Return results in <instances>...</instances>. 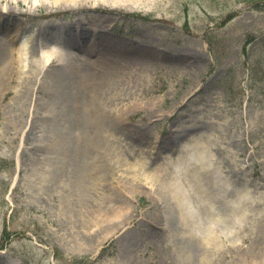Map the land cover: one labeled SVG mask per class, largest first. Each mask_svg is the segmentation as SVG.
<instances>
[{
	"label": "rangeland",
	"instance_id": "rangeland-1",
	"mask_svg": "<svg viewBox=\"0 0 264 264\" xmlns=\"http://www.w3.org/2000/svg\"><path fill=\"white\" fill-rule=\"evenodd\" d=\"M111 1L0 0V59L20 33L31 55L56 42L88 56L40 70L26 57L0 91V264H264V9ZM158 155L187 191V222L168 190L151 200L136 182L131 163L151 170Z\"/></svg>",
	"mask_w": 264,
	"mask_h": 264
},
{
	"label": "bare ground",
	"instance_id": "bare-ground-1",
	"mask_svg": "<svg viewBox=\"0 0 264 264\" xmlns=\"http://www.w3.org/2000/svg\"><path fill=\"white\" fill-rule=\"evenodd\" d=\"M48 1H50V3L53 4L52 7H54V9L63 10L66 8H71L87 0H48ZM90 1L94 3L101 2V4L103 5L105 3L112 2L111 0H90ZM107 5L111 6V4H107ZM31 40H32V35H23V34L21 35L20 33V35L17 36L15 41H12L7 45L9 46L11 44L12 46L11 48L9 47L6 49L9 55L8 58L5 60L0 59V91L4 92L3 95L5 97H7L10 94V91L12 88L16 90V87H17L16 84H18V82L20 81L16 78L15 75L17 73L19 74V72L20 73L23 72L22 67H24V61L26 57L36 58L35 61L28 64L27 68H29L32 65L31 67H34L35 69L40 70L42 66L46 65L47 63L51 61L59 62L62 58L63 60L64 59L69 60V59H72V57L77 55L75 51L69 49L70 47L59 46L56 42L46 43L41 48H38L37 50L32 49L31 51L33 55H31L30 53ZM78 51L80 52V50ZM1 73H2V77H1ZM87 90L90 92L91 95L93 94L94 90L91 87L87 88ZM26 93H27L26 89L19 90L16 93L14 102L22 104L21 102L23 101V104L26 103V100L23 99L26 97L27 95ZM2 101H3V98L2 99L0 98V102ZM1 107L2 105L0 104V108ZM187 151L188 150H186L184 153H186ZM187 155L189 156L190 159L194 157L193 153L187 152ZM158 158H159V163L155 167H153L151 170L146 169V165L151 160V158H149L148 156L147 157L140 156L139 160L131 163V166L134 167V171L139 172V179L141 181L138 180L136 182H139L142 186L149 187L148 188L149 191L147 193L150 195L151 200H154V199L156 200V197L151 195L152 188L155 186V184H157V186L162 188L163 191L164 189L168 190L166 193L170 195L173 202L176 203L179 207L181 219L186 221L187 217H185V212L191 211V206L189 205L190 200H189L188 194L186 193L187 191L185 187L177 183L178 178H177V175L175 176V174L171 177L172 180L168 181L167 183L164 181V178H163L164 174L160 172L163 168L162 157L158 155ZM201 162L205 163L204 159L201 158ZM138 170H141V172ZM176 171H178V169L175 168L174 172L176 173ZM155 192H156V189L153 191V193ZM242 196H245V195L242 194ZM233 200L235 201L232 202L233 203L232 206H234L235 204L236 205H235V208L232 207L231 211L233 212L234 210L235 218L237 220H240L241 218L245 217L243 204L240 207L241 195L237 194L236 197L233 198ZM113 217L115 219V223L121 220V214L118 215L117 213H115ZM207 228H209L207 227V225L203 228H199L203 242L207 245L211 244L212 247L214 248H218L220 246V242L217 240V236L214 233L213 235H210L206 230ZM189 232L193 234L191 230ZM102 238H105V236H103ZM99 245H101V240L95 244L94 250H93L94 254L98 250Z\"/></svg>",
	"mask_w": 264,
	"mask_h": 264
},
{
	"label": "trees",
	"instance_id": "trees-1",
	"mask_svg": "<svg viewBox=\"0 0 264 264\" xmlns=\"http://www.w3.org/2000/svg\"><path fill=\"white\" fill-rule=\"evenodd\" d=\"M257 6H261L264 9V0H251Z\"/></svg>",
	"mask_w": 264,
	"mask_h": 264
}]
</instances>
